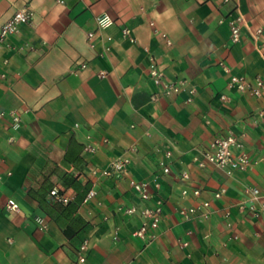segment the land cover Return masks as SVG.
Segmentation results:
<instances>
[{"label":"crops","instance_id":"crops-1","mask_svg":"<svg viewBox=\"0 0 264 264\" xmlns=\"http://www.w3.org/2000/svg\"><path fill=\"white\" fill-rule=\"evenodd\" d=\"M25 5L34 20L0 45V112L21 119L0 120V264H264V211L246 200L249 188L264 191V93L230 85L233 76L264 79V46L253 37L264 0H0V29ZM104 16L112 24L101 28ZM152 66L180 92H164ZM228 135L252 161L246 172L205 159L210 141ZM169 151L172 171L142 202L130 183L150 180ZM123 157L121 175H102ZM70 176L95 196L85 202L90 190L68 187ZM55 188L70 206L53 200ZM158 198L159 228L137 237L141 218L125 210ZM204 201L208 218L181 213Z\"/></svg>","mask_w":264,"mask_h":264},{"label":"built area","instance_id":"built-area-1","mask_svg":"<svg viewBox=\"0 0 264 264\" xmlns=\"http://www.w3.org/2000/svg\"><path fill=\"white\" fill-rule=\"evenodd\" d=\"M229 1V0H226ZM63 2V0H60ZM35 18L34 10L25 5L16 10L13 16L1 26L0 29V45L2 42L6 40V38L10 35L17 34L20 31L22 25L31 23ZM243 17L240 15L235 21L232 22L231 26V40L233 43H238L241 39V26ZM98 24L101 28L107 27L112 24V21L107 17L98 18ZM90 37L93 34H89ZM253 37L255 41L258 43V47L264 46V40L261 41V38H264V29L260 28L256 32H254ZM261 44H260V43ZM152 77L157 85L161 86L164 92L171 94L172 92H180L181 87L166 82L164 80V73L158 71L155 66H152ZM5 77V74L0 73V79ZM230 85L232 87H236L239 91L248 92L250 95L255 97H260L264 93V79L256 78L254 81H249L246 77L242 76H233L230 80ZM223 100H226V96H222ZM7 117L11 118L15 124L20 123L21 119L18 116L16 111L9 112H0V120H5ZM97 145V144H96ZM88 143L85 146V151L94 153L97 149V146ZM243 143L239 142L238 138L234 135H228L223 137H217L210 141L208 144L206 151L204 152V156L207 162L212 163L219 167L220 169H225L229 173L234 171L246 172L252 161L247 153L241 152L236 153V148H243ZM172 152L169 151L167 153V157L169 160L164 161L157 169V171L153 174L150 180L147 181H132L130 183V189L136 193L142 202H149L152 198L155 197V192H157L160 188L159 178L162 175H168L172 171L173 160H171ZM130 160L128 157H123L116 159L110 163V166L101 171L102 175L106 177H116L121 175L128 167ZM184 179H188L189 175L184 174ZM187 191H184V194H187ZM200 189L193 190V194L197 197L201 195ZM225 193V189H221L215 192L214 198L220 199L222 195ZM96 192L94 189H91L85 202L90 200L95 196ZM53 200L57 203H62L63 205H68L72 201V197L64 190L59 188H55L52 192ZM246 200H247V208L250 211L255 213H259L260 211H264V191L257 188L251 187L246 191ZM211 206L209 201H204L201 207H193L189 209H184L181 213L186 216L188 214H199L201 218H208L209 209ZM8 207L14 210H18L20 208L19 204L10 199L8 201ZM203 209V210H201ZM125 213L128 215H136L138 214L141 218V226L139 230L136 232V236L139 238H145L146 234L149 231H156L161 223L163 217V202L161 199H156L155 203L152 207L147 206L143 209H137L135 207H130L125 210ZM89 243L85 240L79 252V262L83 263L86 259V252L88 250Z\"/></svg>","mask_w":264,"mask_h":264},{"label":"trees","instance_id":"trees-1","mask_svg":"<svg viewBox=\"0 0 264 264\" xmlns=\"http://www.w3.org/2000/svg\"><path fill=\"white\" fill-rule=\"evenodd\" d=\"M71 146H72V148L73 147H76V148H78V144L75 142V141H72L71 142ZM72 151H73V149H72ZM71 151V148H70V150L68 151V153H67V155H66V159L68 160V161H72V159H71V155L73 154V152ZM65 183L67 184V186L68 187H70V188H73L74 190H76L78 193L79 192H81V191H89L90 190V186H89V184H86L85 186L78 180V178H76V177H67L66 179H65ZM70 204L71 203H69L67 206H70ZM66 206V205H65Z\"/></svg>","mask_w":264,"mask_h":264}]
</instances>
